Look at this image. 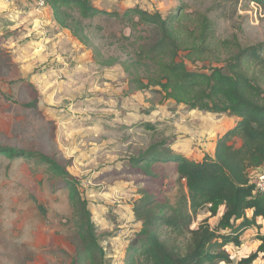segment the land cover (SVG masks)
Returning <instances> with one entry per match:
<instances>
[{"label": "rangeland", "instance_id": "obj_1", "mask_svg": "<svg viewBox=\"0 0 264 264\" xmlns=\"http://www.w3.org/2000/svg\"><path fill=\"white\" fill-rule=\"evenodd\" d=\"M89 1L111 13L135 7L163 18L199 13L212 22L217 40L241 47L264 44V6L245 0ZM64 15L57 20L50 7L38 9L30 0H0V146L55 156L77 179L78 193L88 203L103 264H125L142 228L137 208L149 200L176 205L186 194L173 163L159 162L145 174L136 159L164 143L190 161H201L235 122L161 102L153 90H135L133 76L143 79L152 71L148 60L136 56L153 41L142 28L132 31L105 16ZM62 19L70 27L61 25ZM94 51L117 61L102 66ZM185 54L180 52L179 60L189 71L209 69L208 62H186ZM221 57H227L226 50ZM29 103L35 107H22ZM222 212L201 209L191 229L204 220L215 228ZM77 214L67 185L46 165L0 154V264H75L83 252ZM261 237L264 232L249 230L240 247L228 246L230 264L255 253ZM263 260L260 254L252 264Z\"/></svg>", "mask_w": 264, "mask_h": 264}, {"label": "trees", "instance_id": "obj_2", "mask_svg": "<svg viewBox=\"0 0 264 264\" xmlns=\"http://www.w3.org/2000/svg\"><path fill=\"white\" fill-rule=\"evenodd\" d=\"M245 1L264 6V0ZM46 3L57 20L68 12L77 13L81 20L105 16L125 23L132 31L142 28L153 36V41L139 47L136 56L139 62L148 60L152 71L143 79L133 76L136 91L153 90L160 94L161 102L173 101L191 111L227 115L236 120L216 142L213 156L206 154L201 161H190L164 147V143L136 159V163H142L141 170L145 174L159 162L173 163L174 173L184 182L186 194L176 205L166 200L164 203L149 200L137 208L135 215L142 228L129 245L125 262L230 264L225 247H240L241 236L248 230L260 231L257 219L264 221V192L256 191L250 177L251 172L264 166V44L241 47L230 40H217L212 22L199 13L181 12L163 18L157 11L150 13L138 7L111 13L94 7L89 0H46ZM62 21L59 20L60 24L66 27L67 23ZM72 35L78 37L76 31H72ZM225 50L227 57L222 58ZM183 51L186 62H208L209 69L189 71L184 61L179 60V53ZM94 53L95 60L102 66L112 67L117 61L102 59L98 52ZM22 107L33 108L35 103ZM0 154L44 164L64 181L70 203L75 211L79 210L76 216L81 221L77 233L83 252L75 264L85 261L103 264L104 253L95 234L88 203L78 193L77 179L55 156L1 146ZM205 207L212 211L223 208L217 226L211 228L204 220L191 229L192 217ZM259 241L255 253L240 261L241 264H252L260 254L264 259V237Z\"/></svg>", "mask_w": 264, "mask_h": 264}, {"label": "built area", "instance_id": "obj_3", "mask_svg": "<svg viewBox=\"0 0 264 264\" xmlns=\"http://www.w3.org/2000/svg\"><path fill=\"white\" fill-rule=\"evenodd\" d=\"M30 1L38 9H45L48 7L46 0H30ZM251 183L255 186L256 191L264 192V170L263 169L261 172L256 171L254 173V177L251 180ZM224 251L228 253L230 258L233 257L232 254L229 252L228 246L225 247Z\"/></svg>", "mask_w": 264, "mask_h": 264}, {"label": "crops", "instance_id": "obj_4", "mask_svg": "<svg viewBox=\"0 0 264 264\" xmlns=\"http://www.w3.org/2000/svg\"><path fill=\"white\" fill-rule=\"evenodd\" d=\"M234 122H236V120L234 119ZM234 125H235V123H234ZM233 125V126H234ZM213 152H214V149H213V151L211 152V154H208V155H210V156H213ZM263 170H264V166H263V168H262ZM257 172H259V170H257ZM251 173H255L254 171L253 172H251ZM248 217H250V212H248ZM257 224L258 225H260V227H261V229H260V232L262 231V232H264V221L263 220H261V219H257ZM263 226V227H262ZM252 230H254V229H252ZM249 231V230H248ZM255 231V230H254ZM247 232V231H246ZM264 261V260H263Z\"/></svg>", "mask_w": 264, "mask_h": 264}, {"label": "water", "instance_id": "obj_5", "mask_svg": "<svg viewBox=\"0 0 264 264\" xmlns=\"http://www.w3.org/2000/svg\"><path fill=\"white\" fill-rule=\"evenodd\" d=\"M262 171V169H259V172H261Z\"/></svg>", "mask_w": 264, "mask_h": 264}]
</instances>
